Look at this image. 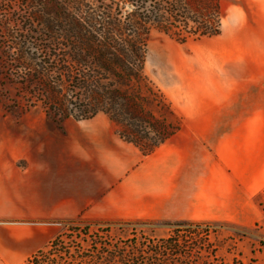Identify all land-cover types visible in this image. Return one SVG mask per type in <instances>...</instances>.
<instances>
[{
	"label": "rangeland",
	"instance_id": "374dc122",
	"mask_svg": "<svg viewBox=\"0 0 264 264\" xmlns=\"http://www.w3.org/2000/svg\"><path fill=\"white\" fill-rule=\"evenodd\" d=\"M53 1L63 7L59 17ZM180 1L171 33L164 32L166 26L150 27L142 82L120 88L131 112L139 104L145 122L122 124L99 112L87 121L70 116L60 123L53 107L42 102L29 112L17 110L14 101L33 91L22 85L29 73L10 59L4 62L0 157L23 151L32 163L41 161L33 167L46 163L51 187H59L67 200L64 218L49 223L65 230L72 224L88 226L90 242L93 233L106 235L128 249L132 241L141 245L175 236V223H194L200 228L182 225L177 234L182 243L202 247L199 264H264V176H251L250 170L245 175L239 157L257 134L247 121L264 117L255 101L261 93L249 90V57L262 53L249 45V0ZM78 3H86L87 11ZM112 3L0 0V20L9 19L21 36L31 33L26 49L41 51L46 39L39 11L50 9L51 18L69 26L86 23L93 10L102 21L111 16L110 8L121 17L134 10ZM155 9L165 16L175 8L172 0H144L145 16ZM217 17L219 34L200 36L206 26L210 32L217 29ZM7 47L0 29V53ZM59 77L53 72L54 80ZM63 93L66 110H93V97L75 83ZM41 176L35 170L34 179ZM185 258L173 256L172 264H196Z\"/></svg>",
	"mask_w": 264,
	"mask_h": 264
},
{
	"label": "trees",
	"instance_id": "16d2710c",
	"mask_svg": "<svg viewBox=\"0 0 264 264\" xmlns=\"http://www.w3.org/2000/svg\"><path fill=\"white\" fill-rule=\"evenodd\" d=\"M111 1L121 10H125L128 5L133 6L134 10L123 16L124 19L119 14H114L113 9L110 8L108 12L112 17L107 16L103 21L93 10V16L87 13L89 15L86 23H73L69 26L51 18L50 9L39 11L36 16L42 25L43 36L46 39V45L41 51L26 49L32 38L31 33L27 32L21 36L9 19L0 20V29L8 41V47L0 53V71H2V64L10 59L21 69L28 71L29 76L23 79L25 82L22 85L25 89L32 87L33 90L14 101L13 106L17 110L29 112L42 102L45 106L53 107L54 116L60 123L66 122L70 116L87 121L99 112L109 115L116 122L127 125H130L131 120L137 123L146 121L139 115V104L135 106V110L132 109V112L136 113L132 117L125 92L120 88L142 82L148 53L146 41L150 34V27L152 25L166 26L164 32L171 33L170 27L177 23L174 14L179 11L178 7L182 3L180 0H172L175 9L170 10L169 15L165 13V16L167 15L165 19V16H161L159 9L145 16L142 11L144 0ZM95 2L98 3L99 0ZM52 4L57 17L61 16L63 7L57 1H53ZM78 4L87 11L86 3ZM219 20V17L214 20V23L218 25L214 32L208 31L206 26L199 35L207 37L218 35ZM55 62L60 64L58 69L51 67ZM53 72L59 74L60 77L57 80H54ZM74 83L78 91L93 97V110L83 107H75L76 109L70 111L65 109L67 95L63 93L64 87ZM162 143H164L163 140L158 142L159 145ZM182 225L200 228V225H194V223H175V236L158 242L151 240L141 245L132 241V246L126 249L106 235L105 237L93 233V241L90 242V228L72 224L45 249L35 254L29 263L172 264L173 256L180 258L185 256V261L196 260V264H199V261L204 258L203 249L202 247L192 248L181 242L177 234L180 230L178 231L177 227ZM74 239L77 240L74 241Z\"/></svg>",
	"mask_w": 264,
	"mask_h": 264
},
{
	"label": "crops",
	"instance_id": "0c3cea01",
	"mask_svg": "<svg viewBox=\"0 0 264 264\" xmlns=\"http://www.w3.org/2000/svg\"><path fill=\"white\" fill-rule=\"evenodd\" d=\"M249 31V45L262 49L261 56L249 57V90L261 93V99L255 101L263 111L264 0H249ZM257 117L247 121L253 134L254 131L257 134L252 135L251 145L242 151L243 155L240 152V169L243 168L245 175H249L250 170L251 176H264V117L260 114ZM23 160L27 166L20 167ZM39 164L28 160L23 151L11 158L0 157V264H30L35 254L65 230L49 223L50 218H64L65 194L63 191L60 194L59 187H51L46 163L33 167ZM105 165L109 168L111 164L106 162ZM35 170L41 171L42 175L36 180L33 177ZM260 184L264 185V179ZM70 201L75 202V199Z\"/></svg>",
	"mask_w": 264,
	"mask_h": 264
}]
</instances>
